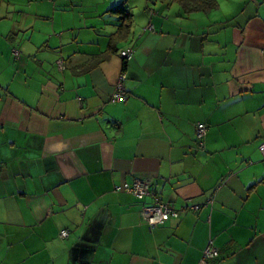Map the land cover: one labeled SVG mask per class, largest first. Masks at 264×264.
Wrapping results in <instances>:
<instances>
[{
  "label": "crops",
  "instance_id": "obj_1",
  "mask_svg": "<svg viewBox=\"0 0 264 264\" xmlns=\"http://www.w3.org/2000/svg\"><path fill=\"white\" fill-rule=\"evenodd\" d=\"M216 1L0 0V264H264V0Z\"/></svg>",
  "mask_w": 264,
  "mask_h": 264
},
{
  "label": "built area",
  "instance_id": "obj_2",
  "mask_svg": "<svg viewBox=\"0 0 264 264\" xmlns=\"http://www.w3.org/2000/svg\"><path fill=\"white\" fill-rule=\"evenodd\" d=\"M134 49L129 47L121 52V56L124 59H130L133 56ZM14 54L18 56V51L14 50ZM57 66L60 70L65 68V62L63 59L57 60ZM126 75L123 73L120 76L119 82L117 84L115 92L112 94L111 101H124L127 99L128 94L124 87V79ZM207 126L204 123H199L197 125V140L200 147H204L205 141L204 137L206 135ZM259 150L264 157V140L260 143ZM126 190L130 191L138 199H143L145 196L149 195L151 192L149 190V185L145 181L136 180L132 185H125ZM198 205L191 206V209L197 210ZM142 215L144 220L150 226H158L167 222L172 217H178L180 215V210L176 209L172 204L168 202H163L156 200L153 205L146 206L142 210ZM68 230H63L61 232L62 237L68 236ZM219 255V251L214 247L213 242L204 250V254L200 264H209L208 260L216 258Z\"/></svg>",
  "mask_w": 264,
  "mask_h": 264
},
{
  "label": "trees",
  "instance_id": "obj_3",
  "mask_svg": "<svg viewBox=\"0 0 264 264\" xmlns=\"http://www.w3.org/2000/svg\"><path fill=\"white\" fill-rule=\"evenodd\" d=\"M187 2L186 5L190 10H210L217 5L216 0H182V2ZM118 12L122 14L121 19L124 21L131 18V13L128 7L120 6L117 9ZM122 21L121 29L124 27L125 30L128 29L129 25Z\"/></svg>",
  "mask_w": 264,
  "mask_h": 264
},
{
  "label": "rangeland",
  "instance_id": "obj_4",
  "mask_svg": "<svg viewBox=\"0 0 264 264\" xmlns=\"http://www.w3.org/2000/svg\"><path fill=\"white\" fill-rule=\"evenodd\" d=\"M85 1H87V2H89V3H92L93 1H95V0H85ZM123 1V0H122ZM112 2V1H111ZM110 2V3H111ZM121 3V2H120ZM69 7L70 8H72V6H70L69 5ZM132 9L134 10V11H138V8H135V7H133L132 6ZM66 10H69V11H65V12H67L68 13V15H67V17L65 18V20H63L64 22H63V25H67V24H70V23H74V21H75V10H73V9H69V8H66ZM151 11V10H150Z\"/></svg>",
  "mask_w": 264,
  "mask_h": 264
}]
</instances>
